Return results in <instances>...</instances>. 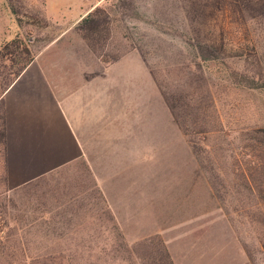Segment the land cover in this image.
<instances>
[{"label": "rangeland", "instance_id": "obj_1", "mask_svg": "<svg viewBox=\"0 0 264 264\" xmlns=\"http://www.w3.org/2000/svg\"><path fill=\"white\" fill-rule=\"evenodd\" d=\"M0 19L109 85L102 131L132 161L106 154L105 180L143 213L113 225L90 177L9 193L0 146V264H264V0H0Z\"/></svg>", "mask_w": 264, "mask_h": 264}, {"label": "crops", "instance_id": "obj_2", "mask_svg": "<svg viewBox=\"0 0 264 264\" xmlns=\"http://www.w3.org/2000/svg\"><path fill=\"white\" fill-rule=\"evenodd\" d=\"M6 32L2 23L0 45L11 39ZM58 41L36 54L34 61L0 94V121L6 134L0 146L5 150L3 177L10 187L8 192H28L59 177L84 178L85 182L90 177L93 192L100 198L104 195L105 211L113 225H127V220L140 219L143 213L139 214V207L134 209L131 188L108 189L105 180L109 170L103 166L106 154L110 162H116L119 156L124 161L128 158L127 144L115 145L114 138L102 131L109 108L102 107L101 99L109 93V85L102 88L100 74H86L85 70L74 74L73 59L54 57ZM122 131L118 130V134ZM142 201L141 197L140 211Z\"/></svg>", "mask_w": 264, "mask_h": 264}, {"label": "trees", "instance_id": "obj_3", "mask_svg": "<svg viewBox=\"0 0 264 264\" xmlns=\"http://www.w3.org/2000/svg\"><path fill=\"white\" fill-rule=\"evenodd\" d=\"M103 9L97 7L83 18L77 26L79 35L90 42L94 48L92 39L96 38L102 31L110 33V20L108 14L103 13ZM16 21L22 27V18L13 11ZM96 36V37H95ZM36 53L32 50L31 43L23 33L15 34L11 39L4 41L0 45V70L3 69L4 76L0 75V81H4L3 90H7L11 84L24 72V70L34 61ZM4 77V78H3ZM1 86V85H0ZM5 129L1 127L0 141L5 139ZM1 149L3 159L5 150ZM5 179V178H4ZM6 181V179H5Z\"/></svg>", "mask_w": 264, "mask_h": 264}]
</instances>
